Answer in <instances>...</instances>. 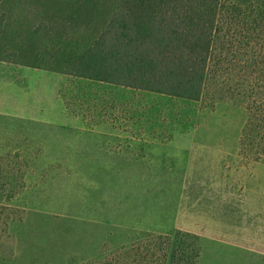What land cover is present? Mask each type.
Listing matches in <instances>:
<instances>
[{
  "label": "rangeland",
  "instance_id": "rangeland-1",
  "mask_svg": "<svg viewBox=\"0 0 264 264\" xmlns=\"http://www.w3.org/2000/svg\"><path fill=\"white\" fill-rule=\"evenodd\" d=\"M171 1L0 0V69H23L6 91L23 119L0 132V264H119L141 235L180 231L199 264H264V155L243 150V99L78 75L96 73L81 63L116 19L144 32Z\"/></svg>",
  "mask_w": 264,
  "mask_h": 264
},
{
  "label": "trees",
  "instance_id": "trees-1",
  "mask_svg": "<svg viewBox=\"0 0 264 264\" xmlns=\"http://www.w3.org/2000/svg\"><path fill=\"white\" fill-rule=\"evenodd\" d=\"M161 6L162 15L155 11L144 32L133 17L116 19L114 27L89 48L95 67L85 60L81 63L96 73L75 74L191 100L207 95L216 100L241 98L248 110L243 150H254L261 159L264 0L256 6L231 4L228 13L221 12L222 0H174ZM133 247L132 255H119V264H154L155 259L157 264H199L201 246L189 232L180 231L175 237L147 232Z\"/></svg>",
  "mask_w": 264,
  "mask_h": 264
},
{
  "label": "crops",
  "instance_id": "crops-1",
  "mask_svg": "<svg viewBox=\"0 0 264 264\" xmlns=\"http://www.w3.org/2000/svg\"><path fill=\"white\" fill-rule=\"evenodd\" d=\"M15 78V81H18V78H20V83L22 78H23V69H8V68H3L0 69V132L2 133L1 129L5 126L2 123H4V121H11L14 123H18V121H22V117H23V112L21 110H17L16 108H10L8 107V99H7V82L9 78ZM18 83H16L14 85V87L16 88V90L12 91V95L13 97H15V99H17V95H18V91L20 89H22V86L17 85ZM13 87V89H14ZM2 89H4V91H2ZM3 99H5L7 102L2 104ZM10 110V111H9ZM15 124V125H16ZM22 124V123H21ZM1 135H0V139H1Z\"/></svg>",
  "mask_w": 264,
  "mask_h": 264
}]
</instances>
